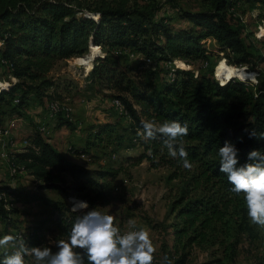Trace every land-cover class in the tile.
<instances>
[{
  "label": "trees",
  "instance_id": "16d2710c",
  "mask_svg": "<svg viewBox=\"0 0 264 264\" xmlns=\"http://www.w3.org/2000/svg\"><path fill=\"white\" fill-rule=\"evenodd\" d=\"M208 1L210 8L205 11L181 14L192 27L176 29L170 18L159 15L157 7H140L133 0H0V70L16 80L0 83V125L11 113L25 109L31 95L46 100L47 106L58 102L62 85L49 73L57 62L82 57L93 47L90 50L97 59L86 81L114 90L113 98L124 106L135 135L134 147L141 149L139 155L128 158L132 166L146 162L150 169H169L168 180H180L168 207V229L175 244L170 250L162 249L161 255L154 253L153 264H160L164 256L171 264H188L194 248L206 252L225 245L232 220L241 216L245 221L247 210L243 196L230 191L232 185L219 171V147L226 141L234 144L240 165L248 162L251 151L264 152L263 89H248L236 78L220 83L222 80L214 75L217 82L212 69L207 74L179 69L163 72L142 69V61L130 72H141L143 77L133 80L126 71H118L109 57L119 49L139 54L152 64L183 60L202 61L208 66L209 57L221 56L230 67L258 70L264 64V55L248 50L243 40L250 36H243L246 24L233 16L232 9L264 1ZM236 18L239 20L233 21ZM207 39L216 42L217 54L206 51L202 42ZM100 49L105 51L104 57H99ZM163 73L165 77L160 78ZM243 76L248 78L246 71ZM145 119H154L158 125L165 121L187 123L188 135L177 148L182 146L188 153L191 169L172 158L162 140L145 143L138 136L141 120ZM56 123L59 128L75 129L61 116ZM113 130L108 123L91 125L86 128L85 146L69 152L75 157L85 155L87 163L94 164L91 150L103 144ZM246 130L254 132L255 137L249 138ZM27 142L21 151L9 155L16 173L25 172L40 183V189L58 191L65 200H76L75 204L84 202L93 208L110 202L106 180L122 172L121 167L86 169L69 162L38 131ZM12 195L18 193L0 184V222L9 220L5 202ZM49 206L53 210L49 217L35 220L25 232L13 236L28 246H49L56 251L54 243L67 239L75 217L82 212L71 210L63 202L50 201ZM12 251L0 249V259ZM26 264L35 261L26 257ZM253 264H264V256Z\"/></svg>",
  "mask_w": 264,
  "mask_h": 264
},
{
  "label": "rangeland",
  "instance_id": "374dc122",
  "mask_svg": "<svg viewBox=\"0 0 264 264\" xmlns=\"http://www.w3.org/2000/svg\"><path fill=\"white\" fill-rule=\"evenodd\" d=\"M133 1L140 7L146 5L157 7L159 15L170 18L171 25L176 29L192 27V24L182 19V13L200 12L210 8L208 0ZM232 12L234 17H239L246 24L247 31L243 36L246 33H249L250 36L249 38H243V40L245 45L249 46L248 50L264 55V4H245L243 8L238 5L232 9ZM239 19L236 18L233 21ZM202 43L206 51L217 54L216 42L207 39ZM100 51L102 54L99 57H104L106 55L105 51L101 49ZM85 57L94 58L93 50L82 57L57 62L49 73V77L62 85L56 99L64 109L69 110L73 121L71 123L75 129L64 126L59 131L57 123L54 126H49V128L47 124L42 123L40 127L45 124L43 127L47 131L44 138L51 140L57 147H60L63 143L67 145L73 143L75 146L76 143H83L84 138L87 136L86 128L91 125H99V123L104 124L103 119H107L108 121L105 123L112 125L114 130L112 135L103 141V144L91 150V158L94 161L93 169L100 167L115 170L121 167L123 170L115 178L106 180L108 182L106 192L110 195V202L107 205H98L84 211L96 209L103 214L112 215L114 226L123 231L145 229L153 242L155 254L161 255L162 249L170 250L175 244L171 230L168 229L171 223V218L168 217V207L181 185L180 180H168L169 169H150L146 162L136 167L132 166V159L128 158L139 155L141 149L137 146L134 147L135 135L130 128L131 122L125 117L126 115L116 113L112 108L111 102L115 99L113 96L116 95L114 90H107L103 86L104 84L99 82L88 83L86 81L88 70L94 65L97 58L92 59L91 63L75 64V62L83 60ZM109 57H111L114 67L118 71H126L128 77L133 80L143 77L141 72H130L141 61L144 63L142 69H162L163 72L174 69L190 70L195 74H207L209 69H212L213 77L216 75L222 80L220 83L234 79V77L221 71L220 63L225 62L221 59V56L209 57L208 66L206 67L205 62L202 61L174 60L172 63L152 64L149 60L142 59L139 54L129 50H113ZM244 68L246 66L238 69L240 76L235 80L242 82L248 89L257 90L262 88L264 85V64L252 73H248ZM244 71H246L247 79L243 76ZM163 76L165 77V73L160 78ZM215 80L219 82L216 78ZM0 81L5 85L4 82H14L12 78L7 77L6 72L3 70H0ZM29 99L30 103L25 109L19 113H11L7 117L8 119L4 121L5 123L3 122L4 124L0 125V140H2L1 132L9 130L10 126L17 124L7 136V140H2V148L7 150V154L2 157V160L0 159V169L4 171L3 174H0L3 176V180H0V182L8 183L9 185H2L14 189L18 193V196L12 195L6 198L5 203L7 210H9V220L8 222H0V237L8 233L12 235L18 232L23 233L30 223L37 219L49 217L53 212L51 206H49L50 201L63 202L69 205L71 210L74 207L76 208L77 204L78 206L80 204L79 201L75 204L76 201L65 200L58 191L40 189V183L35 182L25 172L16 173V167L15 169L12 168L13 165L10 162L9 155L21 151L22 147L28 145V138L37 132L39 126L36 120L29 118L26 111L31 107H40V110L47 113L46 100L39 101L32 95ZM78 106L82 107L87 114L79 116L77 113ZM56 116L53 119L46 118V120L57 121L59 115ZM63 119L67 120L66 118ZM117 142L120 143V147H117ZM10 149H13L12 152L9 151ZM81 157H78L79 160L83 164H88V158L85 155L83 158ZM64 177L69 180L67 175ZM18 238H21V236L18 235ZM224 249H227V251L225 252ZM263 256L264 229L251 224L246 214L245 221L241 219V216H237L232 220L229 236L225 239L223 247L215 246L206 252L194 248L188 264H253Z\"/></svg>",
  "mask_w": 264,
  "mask_h": 264
},
{
  "label": "clouds",
  "instance_id": "9594fccd",
  "mask_svg": "<svg viewBox=\"0 0 264 264\" xmlns=\"http://www.w3.org/2000/svg\"><path fill=\"white\" fill-rule=\"evenodd\" d=\"M249 138L255 133L246 130ZM138 136L145 142L162 140L169 155L191 169L188 153L177 145H182L188 135V125L177 121L157 124L154 119L141 120ZM242 142V140H241ZM220 162L219 171L224 173L230 191L243 196L247 216L251 224L264 229V152L251 151L247 163L240 165L238 149L231 142H225L217 152ZM81 215L74 219L66 240L54 243L56 251L49 246H28L13 235L0 237V249L11 247V254H5L0 264H26L31 257L35 264H153L155 247L148 231L140 229L121 234L114 226V217L96 209L87 210L84 202L79 204ZM77 208H73L76 211ZM160 264H171L164 256Z\"/></svg>",
  "mask_w": 264,
  "mask_h": 264
},
{
  "label": "crops",
  "instance_id": "0c3cea01",
  "mask_svg": "<svg viewBox=\"0 0 264 264\" xmlns=\"http://www.w3.org/2000/svg\"><path fill=\"white\" fill-rule=\"evenodd\" d=\"M212 40V39H211ZM213 42H215L214 40H212ZM16 80H14V82H15ZM40 107H34V108H30L28 111H26V113L29 115V118H31L32 120H36L37 121V123H39V124H41V123H45V124H47L48 125V128H49V126H54L55 124H56V121H48V120H46L45 119V113L43 112V110H40L39 109ZM77 113H78V115L79 116H84V115H82V114H87L86 112H84V110H83V108L82 107H80V106H78L77 107ZM40 114H42V115H40ZM41 117H42V119H41ZM21 119V118H20ZM19 120V119H18ZM108 120L107 119H103V122L105 123V122H107ZM5 123V122H4ZM3 123V124H4ZM99 123V122H98ZM97 123V124H98ZM1 124V123H0ZM100 124V123H99ZM59 128V127H58ZM62 128L63 127H61V128H59V131L60 130H62ZM46 141L48 142V143H50L54 148H56L64 157H65V159L66 160H68L69 162H72V163H75V164H77V165H81V166H83V167H85L86 169H93V167H94V165L93 164H83L82 162H81V160H79V158L78 157H75L73 154H71L70 152H69V150L71 149V148H73V147H71L70 145H72V146H74L73 145V143H70V145H67V144H65V143H63L62 145H60V147H57L56 145H54L53 144V142L51 141V140H49V139H46ZM60 142V141H59ZM85 142H86V137L84 138V141H83V143H76L75 144V146H74V148H83L84 146H85ZM62 149V150H61ZM10 152H12L11 151V149L9 150ZM7 154V153H6ZM9 154V153H8ZM82 157L81 158H83L84 157V155H81ZM101 164V163H100ZM4 173V171L2 170V169H0V174H3ZM11 175V174H10ZM0 180L2 181L3 179V176L2 175H0ZM0 184H3V185H9L8 183H4V182H0ZM13 188V187H12Z\"/></svg>",
  "mask_w": 264,
  "mask_h": 264
},
{
  "label": "bare ground",
  "instance_id": "6f19581e",
  "mask_svg": "<svg viewBox=\"0 0 264 264\" xmlns=\"http://www.w3.org/2000/svg\"><path fill=\"white\" fill-rule=\"evenodd\" d=\"M91 48H93V47H90V49ZM90 49H89V51H90ZM88 51V52H89ZM92 56V55H91ZM93 60H94V58H92ZM92 59H90V57H88V58H84L83 60H79V61H77V62H75V64H83V63H91L92 62ZM220 68H221V71H223L225 74H227V75H229V76H231V77H234V78H238L239 76H240V72H239V70L238 69H236V68H233V67H230V66H228V65H226V64H224V63H222L221 64V66H220ZM116 103H117V113H120V114H122V115H127L126 114V110H124V106L121 104V102L120 101H118V100H116ZM53 108L54 110H56L57 111V114H50V115H48L47 116V118L48 119H53L56 115H59V116H61L62 118H66L67 120H68V113L67 112H65V110H67V109H64L62 106H61V103L58 101H53V102H51V103H49L48 104V106H47V113H49V109L50 108ZM57 117V116H56ZM43 126H45V124L44 125H42L41 127H40V131H46L45 130V127H43ZM10 128V127H9ZM46 135H47V131H46ZM3 149V148H2ZM4 150V149H3ZM3 157V156H2ZM11 172V171H10ZM76 208H77V210H79L78 209V204H77V206H76ZM119 230H120V232H121V234H124V233H126V232H129V231H123V230H121L119 227H117ZM132 231H136V230H132Z\"/></svg>",
  "mask_w": 264,
  "mask_h": 264
},
{
  "label": "built area",
  "instance_id": "2783aa9c",
  "mask_svg": "<svg viewBox=\"0 0 264 264\" xmlns=\"http://www.w3.org/2000/svg\"><path fill=\"white\" fill-rule=\"evenodd\" d=\"M245 4H240V8H243V6H244ZM207 66V64L205 63V67ZM244 69H246V71L248 72V73H252L250 70H249V68L248 67H246V68H244ZM263 83V82H262ZM261 89H264V85L262 86V88ZM111 106H112V108L116 111V113H117V103H116V99H113L112 100V102H111ZM124 110H125V108H124ZM65 112H67L68 113V121L69 122H73L72 121V118H71V116H70V114H69V110H65ZM50 114H57V111L56 110H54L52 107L49 109V113H45V119L47 118V116L48 115H50ZM42 124V123H41ZM16 125L17 124H15V125H12V126H10V128H9V130H5L4 132H1L2 133V140H7V136L9 135V133L12 131V130H14V128L16 127ZM37 131H38V133L41 135V137H46V131H40V124H39V126H38V128H37ZM2 140H0V159L2 160V156H4L5 154H6V151L7 150H3L2 149ZM11 150H13V149H11ZM78 212H82L80 209L78 210Z\"/></svg>",
  "mask_w": 264,
  "mask_h": 264
},
{
  "label": "water",
  "instance_id": "95a60500",
  "mask_svg": "<svg viewBox=\"0 0 264 264\" xmlns=\"http://www.w3.org/2000/svg\"><path fill=\"white\" fill-rule=\"evenodd\" d=\"M89 51V50H88ZM215 77V76H214ZM76 200H73V202H75Z\"/></svg>",
  "mask_w": 264,
  "mask_h": 264
}]
</instances>
